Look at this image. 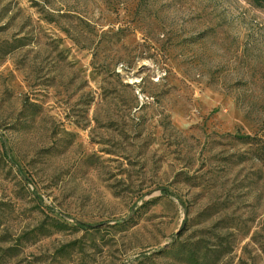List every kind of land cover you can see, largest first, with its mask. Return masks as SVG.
I'll use <instances>...</instances> for the list:
<instances>
[{
	"label": "rangeland",
	"instance_id": "374dc122",
	"mask_svg": "<svg viewBox=\"0 0 264 264\" xmlns=\"http://www.w3.org/2000/svg\"><path fill=\"white\" fill-rule=\"evenodd\" d=\"M0 264H264V8L0 0Z\"/></svg>",
	"mask_w": 264,
	"mask_h": 264
},
{
	"label": "trees",
	"instance_id": "16d2710c",
	"mask_svg": "<svg viewBox=\"0 0 264 264\" xmlns=\"http://www.w3.org/2000/svg\"><path fill=\"white\" fill-rule=\"evenodd\" d=\"M249 1H251L255 6L259 8H264V0H249ZM244 138L247 140L251 139L250 136H245Z\"/></svg>",
	"mask_w": 264,
	"mask_h": 264
}]
</instances>
